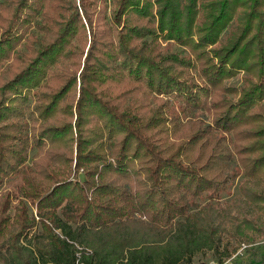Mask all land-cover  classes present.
Returning a JSON list of instances; mask_svg holds the SVG:
<instances>
[{
  "label": "trees",
  "instance_id": "1",
  "mask_svg": "<svg viewBox=\"0 0 264 264\" xmlns=\"http://www.w3.org/2000/svg\"><path fill=\"white\" fill-rule=\"evenodd\" d=\"M112 5L0 0V61L41 32L0 84V264H193L259 229L218 201L233 163L264 182V0Z\"/></svg>",
  "mask_w": 264,
  "mask_h": 264
},
{
  "label": "rangeland",
  "instance_id": "2",
  "mask_svg": "<svg viewBox=\"0 0 264 264\" xmlns=\"http://www.w3.org/2000/svg\"><path fill=\"white\" fill-rule=\"evenodd\" d=\"M107 3V15H110V10L112 8L113 0H105ZM76 3H78V0H75ZM11 13V9L9 11H4V15H9ZM41 21V18L38 19ZM4 24V20L0 22V32H1V26ZM30 31L36 33V35L41 34V32L37 31L35 28V25L31 26L24 34L22 39H20L12 49L10 53V57L6 60L0 61V84L4 80V78H7V76L10 74L12 70L17 65V62L14 60L15 54L18 53H26L28 49V43H29V35ZM170 47L172 49H179L180 47L176 46L175 44H170ZM87 46L85 47L86 52ZM85 55V54H84ZM83 58V56H82ZM247 76V73L245 71H241L237 73L236 75L226 78L223 80V88H229L232 89L234 87L240 88L242 85H244V77ZM79 86V82H77V88ZM225 96L229 98H235L237 94L235 93H224ZM31 96V95H30ZM76 97V95L73 94V98ZM30 99H33L31 97ZM29 99L30 103L31 100ZM28 102V104H30ZM33 103V102H32ZM260 105L262 106V111L264 114V99L260 101ZM32 106V105H31ZM176 107H178V104H175ZM30 108V106H28ZM27 110V109H25ZM28 111V110H27ZM206 119H209L207 117V113L205 110H199L196 112H193V115H201ZM32 122H29V130L31 127ZM250 140L247 139L246 142H249ZM63 150V149H61ZM29 157L25 161L26 164H33V160L38 157V149L34 146H32L28 151ZM236 162V160H235ZM236 164V165H235ZM233 168L237 170V174L235 178L227 185V187L221 191L219 201L221 205H224L227 209H234V214H238V219L236 220V223L239 221V219L242 217L240 212L247 214V217L252 219V223L256 228H259L257 230L255 229H246L243 231V233L239 234L238 236L232 234L231 232H225L221 234L220 240H219V246L217 251H214L212 249H203L199 252H197L192 259L193 264H197L202 262V264H207L216 260H225L228 257H232L234 263H245V264H264V218H262L259 214V210H255L253 208L254 205H251V203L244 200V192L246 190L249 191H255V192H262L264 194V182L260 180H251L246 177V175L243 173L242 167L238 163H233ZM78 176L80 179L84 178L83 171L80 168L78 172ZM206 200L205 197L196 198L195 204L193 206L192 210L198 209L199 205L203 204ZM15 202V201H14ZM214 203H216L214 201ZM31 214L35 213V206L34 204L31 206ZM226 209V211H227ZM240 210V212H239ZM37 218V217H36Z\"/></svg>",
  "mask_w": 264,
  "mask_h": 264
},
{
  "label": "built area",
  "instance_id": "3",
  "mask_svg": "<svg viewBox=\"0 0 264 264\" xmlns=\"http://www.w3.org/2000/svg\"><path fill=\"white\" fill-rule=\"evenodd\" d=\"M56 231H59L58 229ZM21 242L23 244H27L26 241L21 240ZM76 245V258H75V262L74 264H86L82 259H81V248L82 246L79 245L78 243H75ZM232 257H228L225 260H216L207 264H245V263H234V261L232 260Z\"/></svg>",
  "mask_w": 264,
  "mask_h": 264
}]
</instances>
